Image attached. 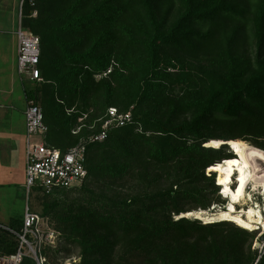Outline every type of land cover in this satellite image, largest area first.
<instances>
[{"label": "trees", "instance_id": "1", "mask_svg": "<svg viewBox=\"0 0 264 264\" xmlns=\"http://www.w3.org/2000/svg\"><path fill=\"white\" fill-rule=\"evenodd\" d=\"M22 29L41 39L42 82L25 94L43 111L48 147L66 153L101 134L111 109L132 114L88 146L80 186L42 196L44 218L67 224L59 229L73 242L93 243H80L83 264H111L123 239V263L189 255L195 264H264L248 246L252 232L236 223L175 219L221 200L207 171L236 158L234 143L264 151V0H25ZM98 178L145 187L118 200L91 189ZM163 178L173 184L159 190ZM70 194L87 200L56 217ZM191 203L198 207L186 210ZM6 227L19 232L23 221ZM16 249L0 230V254Z\"/></svg>", "mask_w": 264, "mask_h": 264}, {"label": "rangeland", "instance_id": "2", "mask_svg": "<svg viewBox=\"0 0 264 264\" xmlns=\"http://www.w3.org/2000/svg\"><path fill=\"white\" fill-rule=\"evenodd\" d=\"M23 0H0V88H6V91L9 92L12 90L10 87V80L13 79L15 84V88L13 89V94L11 96L7 94H0V102L4 103L5 107H10L9 101H14L16 106L21 110L26 109V101H25V92L24 86H29L31 81L26 77L19 74L18 70V52L16 49V44L18 42V36L16 33L20 29L21 22V5ZM10 99V100H9ZM27 110V109H26ZM26 118V117H25ZM86 119V118H85ZM27 122V119H26ZM2 131V130H1ZM0 131V224H6L10 226V220L23 221L26 214V209L28 205H30V209L32 212L42 213V196L43 194L38 190H33L32 195L29 197L27 193L26 187V166H27V158H26V150H25V134L22 136L18 135V139L16 140V149L17 153L10 160V156L8 155L10 147L13 145V140H10L6 143L7 140H3V133ZM47 135V134H46ZM9 138V137H8ZM34 142H38V137H34ZM46 143V139H42ZM23 141V145L21 146ZM223 144L225 142H222ZM221 143V144H222ZM220 146V143L216 146L217 148ZM23 147V148H22ZM211 147V146H208ZM235 151L236 158L242 159L246 162V149L247 148H257V144L254 141H237L231 146ZM24 149V150H23ZM261 150V149H259ZM207 175L209 176L212 172L211 168L207 171ZM4 175H8L9 179H5ZM153 173L150 174V179L153 178ZM238 175V174H237ZM232 179L231 187H234L238 182L237 188L234 192L238 193L242 190L243 183L240 179ZM169 180L161 179V184L157 188L161 189H169L172 186V179ZM105 179L98 178L96 182H93L91 189L95 191L97 195H105L115 197L118 200H122V198L134 197L141 194L142 189L145 187V183L138 179H127L126 181L121 182L119 185H115L114 188L108 186V184L104 181ZM217 180V179H216ZM238 180V181H237ZM151 181V180H150ZM240 181V182H239ZM218 183V181H217ZM79 186V184H75ZM254 184L251 182L246 189V197L243 202H240L236 205L237 213L235 216H242L244 219L247 218V212L251 209L254 211L255 216L259 214L262 216V223L260 225H253L254 230H251L252 233L249 234L248 246L252 245L251 251L254 253L255 251H259V254H264V242L260 241L261 237L264 235V190L258 189L254 190ZM150 187V184L148 185ZM250 187V188H249ZM233 189V188H232ZM222 195V190H221ZM222 197V196H221ZM87 198L80 194H70L67 197L61 199V208L57 211V216L65 217L67 215L68 210L64 208L69 207L70 205H80L85 202ZM214 203H217L216 206L212 207L210 211H193L192 216H180L179 218H187L194 220H200L198 215H202L204 217H209L213 215H218L220 212L229 210V202L225 200L223 197L221 200L214 197ZM184 207V206H183ZM198 207L197 204H185L186 210H193ZM212 210V211H211ZM202 211V212H201ZM202 213V214H201ZM206 215V216H205ZM195 216V217H193ZM46 223L52 227V229L56 230L59 242L62 243L57 249L52 251V255L50 258L51 264H61V263H72L76 261L78 264H83V258L85 255L84 248L81 246V242L85 243L82 238L77 240V242H73L69 236H65V234L59 228H67V224H61L57 222V220L53 218H45ZM202 221V220H200ZM219 223V220H217ZM222 221V220H220ZM226 221V220H225ZM228 221V220H227ZM223 222V221H222ZM232 222V221H228ZM203 225L209 222L202 221ZM236 223V222H233ZM213 224V223H212ZM237 226L239 225L236 223ZM5 227V226H4ZM257 228V229H256ZM17 229V227L15 228ZM244 229V228H243ZM246 230V229H245ZM59 231V232H58ZM248 231V230H247ZM254 232V233H253ZM207 235V234H206ZM218 236L217 234H215ZM90 237V236H89ZM203 237H206L203 235ZM209 241L211 240L210 237ZM92 239V237H90ZM123 240H118V245L115 248V254H113V262L111 264H144L147 259L142 258L140 260L134 259L130 257V259L125 260L129 263H123L122 256L124 254V249H122ZM94 242V241H92ZM75 243V244H74ZM87 244V243H85ZM84 244V245H85ZM93 243L87 244V247ZM191 256H187V258L182 259L181 264H195L189 260ZM193 259V258H191ZM204 256L201 255L199 260H203ZM119 260V261H118ZM52 261V262H51ZM195 261V259H193ZM233 262L232 264H235ZM146 264H149L146 262ZM216 264H222L220 260H217Z\"/></svg>", "mask_w": 264, "mask_h": 264}, {"label": "built area", "instance_id": "3", "mask_svg": "<svg viewBox=\"0 0 264 264\" xmlns=\"http://www.w3.org/2000/svg\"><path fill=\"white\" fill-rule=\"evenodd\" d=\"M24 1L21 5V22L17 33L19 39L18 70L21 77L26 76L31 82H42V73L39 68L42 53L41 39L27 35L22 29ZM36 16L37 14L34 15ZM26 119L28 138L26 187L30 197L35 189L43 195H51L58 189H74L77 183L80 186L89 176L86 168L88 146L107 140L109 131L113 127H124L131 123L132 114H120L117 109H111L101 134L84 141L66 153L48 147L42 140L48 133V127L45 125L42 109L37 107L33 101H28ZM34 137H38V142H34ZM0 230L8 231L17 241L14 254H0V264H51L48 251L62 245L58 243L59 237L56 230L46 223L42 214L32 212L30 205L26 209L21 231L17 232L1 224ZM74 264L78 263L75 261Z\"/></svg>", "mask_w": 264, "mask_h": 264}, {"label": "bare ground", "instance_id": "4", "mask_svg": "<svg viewBox=\"0 0 264 264\" xmlns=\"http://www.w3.org/2000/svg\"><path fill=\"white\" fill-rule=\"evenodd\" d=\"M245 154L246 162L235 158L211 168L212 172L217 173L218 186H222V197L229 202V210L220 212L218 215L204 217V219L201 213L202 215H198L200 220L209 222L207 224L218 222L217 220L219 222L228 220L238 223L240 227L248 231L254 230L253 225L262 223V216L260 214L255 216L252 209L247 212L246 219L242 216H235L237 213L236 204L245 200L246 189L251 182L254 184V190L260 188L262 191L264 190V151L251 147L246 149ZM235 173H238L239 179L243 181V183L239 181L242 190L238 193L234 192L235 190L231 188L230 184ZM186 215L192 216V213Z\"/></svg>", "mask_w": 264, "mask_h": 264}, {"label": "crops", "instance_id": "5", "mask_svg": "<svg viewBox=\"0 0 264 264\" xmlns=\"http://www.w3.org/2000/svg\"><path fill=\"white\" fill-rule=\"evenodd\" d=\"M18 48H19V39L16 44L17 52H18ZM10 87L12 88V90L9 92L6 91V88L1 87L0 94L3 93L5 95L8 93L9 96L13 94V89L16 87L13 82V79L10 80ZM24 92H25V86H24ZM25 101H26V109H27L28 99L26 97V94H25ZM8 103L11 104L10 107H5L4 103L0 102V131L2 130L1 133L3 134L1 136H3V140H7L6 143L9 142L10 140H13V145L10 147V150L8 153V155L10 156L9 160L12 157H14L15 154L18 152L16 149V140L18 139V135L22 136L23 134H25V150H26V158H27V139L28 138H27V122L25 118L26 109L21 110L20 108H18L13 100L9 101ZM22 145H23V141H22L21 146ZM4 177L5 179H9L8 175H4ZM3 226L6 227L8 225L4 224Z\"/></svg>", "mask_w": 264, "mask_h": 264}, {"label": "clouds", "instance_id": "6", "mask_svg": "<svg viewBox=\"0 0 264 264\" xmlns=\"http://www.w3.org/2000/svg\"><path fill=\"white\" fill-rule=\"evenodd\" d=\"M232 148V147H231ZM232 151L234 152L235 150L232 148ZM234 154H235V152H234ZM236 155V154H235ZM213 173H216V172H213ZM217 174V173H216ZM238 173H235L234 174V177H232V179H237V175ZM236 176V177H235ZM238 181V180H237ZM237 185H238V182L236 183ZM235 184V185H236ZM237 185H236V188H237ZM221 187V189H222V186H220ZM231 188H233V190H235L236 188H234V187H231ZM250 188V187H249ZM239 204V203H238ZM238 204H236V205H238Z\"/></svg>", "mask_w": 264, "mask_h": 264}, {"label": "water", "instance_id": "7", "mask_svg": "<svg viewBox=\"0 0 264 264\" xmlns=\"http://www.w3.org/2000/svg\"><path fill=\"white\" fill-rule=\"evenodd\" d=\"M260 241L264 242V235L261 237Z\"/></svg>", "mask_w": 264, "mask_h": 264}]
</instances>
